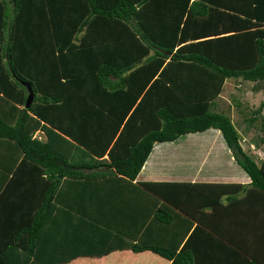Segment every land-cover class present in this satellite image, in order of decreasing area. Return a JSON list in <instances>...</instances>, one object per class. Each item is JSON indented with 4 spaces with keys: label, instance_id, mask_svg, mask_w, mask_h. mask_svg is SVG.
I'll return each mask as SVG.
<instances>
[{
    "label": "trees",
    "instance_id": "16d2710c",
    "mask_svg": "<svg viewBox=\"0 0 264 264\" xmlns=\"http://www.w3.org/2000/svg\"><path fill=\"white\" fill-rule=\"evenodd\" d=\"M229 78L264 92V0H0V148L9 143L20 155L12 167L16 153L8 161L0 154V202L32 204L20 210L21 223L0 216V264H58L93 254L75 245L55 253L45 240L62 179L79 175L58 142L90 158L82 161L86 168L108 167L132 180L154 142L207 128L220 132L248 184L139 182L161 201L143 236L125 241L107 232L116 243L98 255L128 248L150 250L169 264H261L253 237L264 238V229L247 218L253 207L240 218V203L258 199L264 208V150L257 164L228 115L214 110ZM26 86L32 99L24 107ZM263 109L264 100L246 128L259 118L264 133ZM35 130L44 139L32 137ZM19 176L32 190L5 199ZM207 207L210 225H203ZM227 207L241 224L231 239L215 223ZM176 212L198 225L189 230L187 222L177 237L145 238ZM234 233H241L246 253Z\"/></svg>",
    "mask_w": 264,
    "mask_h": 264
},
{
    "label": "crops",
    "instance_id": "0c3cea01",
    "mask_svg": "<svg viewBox=\"0 0 264 264\" xmlns=\"http://www.w3.org/2000/svg\"><path fill=\"white\" fill-rule=\"evenodd\" d=\"M214 110L219 111L216 104ZM220 111L226 113L222 110ZM261 114L264 115V109ZM240 136L242 138V135ZM32 137L44 139L43 134L38 130L33 132ZM62 144L63 146L58 142L57 146L63 149V153H66L68 162L71 163L70 166L73 168L72 171L78 172L79 175L70 178V180H63L66 179L65 177L62 179L58 192L56 191L57 194L55 193L54 207L49 210L48 231L46 232V237L45 235L44 237L48 247L55 253L61 247L66 248L75 245L77 250H85L93 254H77L71 260L58 262V264H169V260L150 250L133 252L128 248H114L98 255L99 251L101 252L102 249L116 243L111 242L109 239L111 235H107V232L118 233L117 235L125 241H136L143 236L141 232L151 220L153 207L157 206V204L159 205L161 201L156 202V197L138 183L145 181H172L247 185L249 182L248 176L237 165L220 132L215 128L185 133L172 141L154 142L146 159L132 180L124 178L120 174L112 173L111 168L108 167L95 165L94 167L86 168L82 165V161L89 162L90 158L88 159L80 151H76L65 143ZM249 144L250 142H248ZM258 149L261 151L260 146H258ZM14 153L17 156L15 162H10L12 167L18 164L17 161H19L20 155L9 143L1 145L0 154L6 161ZM102 158H106V155H103ZM257 158H255V161L258 164L262 157L258 160ZM97 160L99 159L97 158ZM103 171L106 174L102 176L88 178L83 176ZM9 176L10 174H8ZM21 176H19V182L15 181L17 185L8 187L7 191H5V199L15 196L16 193L20 192L19 190H32L26 187L29 184L27 177L22 180ZM0 204V216L6 220V223H21L23 216L20 215V210L22 208L29 209L32 205L31 203L19 204L17 200L13 205L2 200ZM220 204L226 205V201L222 199ZM240 204L241 208L244 209L240 218L242 219L243 216L246 218L248 208L253 207V213L248 215L247 218L256 220L260 223L257 226L264 229V208L261 201L258 199L255 201L247 199ZM11 209L14 210L11 211ZM202 211L206 213V216L204 215L205 217L201 218L203 225H210V219L207 217V213L210 210L207 207ZM176 213L178 214L174 215L172 223L159 226L161 227L159 232L158 230H149L145 238L156 239V237H161L166 239L165 235L167 232L177 237L185 230L187 222L190 221L191 223L189 230L193 226L198 225L196 218L190 220L183 214ZM240 218L228 208L227 212L223 211L217 217L215 223L221 224L222 228L227 231H223V233H226L231 239V229L241 226ZM203 230V235L205 236L206 230L205 228ZM232 238H235L233 241L238 244L234 245H237L240 251L246 253L247 251L244 250V245H242L243 242L240 241L241 233H234ZM262 239L264 244L262 234L253 237V242L256 243L255 249L262 251L259 254L260 263L264 264V249L261 247L263 245ZM205 240H208V238L205 237Z\"/></svg>",
    "mask_w": 264,
    "mask_h": 264
},
{
    "label": "rangeland",
    "instance_id": "374dc122",
    "mask_svg": "<svg viewBox=\"0 0 264 264\" xmlns=\"http://www.w3.org/2000/svg\"><path fill=\"white\" fill-rule=\"evenodd\" d=\"M251 85L252 83L242 82L238 79H226L222 85L220 96L215 99V104L217 110L226 112L225 114L231 119L239 135H242L243 139L240 138L241 147L248 148V142H250L246 152L255 158L258 157V160L262 157L261 153L264 150V133L259 127V118H256L249 125L250 127L246 128V125L248 118L252 115L251 110H254L264 100V92L261 90L252 91ZM257 141L259 142L257 146H260L261 151L256 148L255 142ZM260 154L261 156H259Z\"/></svg>",
    "mask_w": 264,
    "mask_h": 264
},
{
    "label": "water",
    "instance_id": "95a60500",
    "mask_svg": "<svg viewBox=\"0 0 264 264\" xmlns=\"http://www.w3.org/2000/svg\"><path fill=\"white\" fill-rule=\"evenodd\" d=\"M26 88H27V95L25 97L24 107H27L28 104L30 103L31 99H32V92H31L30 88L27 86H26Z\"/></svg>",
    "mask_w": 264,
    "mask_h": 264
}]
</instances>
